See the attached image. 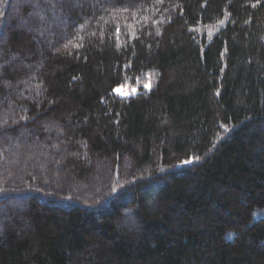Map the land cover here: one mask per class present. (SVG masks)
I'll return each instance as SVG.
<instances>
[{"label":"trees","instance_id":"obj_1","mask_svg":"<svg viewBox=\"0 0 264 264\" xmlns=\"http://www.w3.org/2000/svg\"><path fill=\"white\" fill-rule=\"evenodd\" d=\"M0 43V264H264V0H0Z\"/></svg>","mask_w":264,"mask_h":264},{"label":"rangeland","instance_id":"obj_2","mask_svg":"<svg viewBox=\"0 0 264 264\" xmlns=\"http://www.w3.org/2000/svg\"><path fill=\"white\" fill-rule=\"evenodd\" d=\"M13 1L15 2V0H13ZM139 89L140 88L138 86H135V85H116L113 88V92L116 94H119V95H131V94L137 92Z\"/></svg>","mask_w":264,"mask_h":264},{"label":"snow or ice","instance_id":"obj_3","mask_svg":"<svg viewBox=\"0 0 264 264\" xmlns=\"http://www.w3.org/2000/svg\"><path fill=\"white\" fill-rule=\"evenodd\" d=\"M145 87H149V85H145ZM187 162V161H186Z\"/></svg>","mask_w":264,"mask_h":264}]
</instances>
